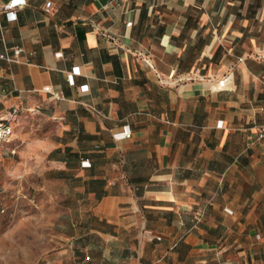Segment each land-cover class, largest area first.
<instances>
[{"label": "crops", "instance_id": "obj_1", "mask_svg": "<svg viewBox=\"0 0 264 264\" xmlns=\"http://www.w3.org/2000/svg\"><path fill=\"white\" fill-rule=\"evenodd\" d=\"M10 1L0 117L26 149L62 150L51 160L78 171L98 219L99 243L81 245L93 258L76 248L70 264H205L220 244L254 258L264 0H24L15 18Z\"/></svg>", "mask_w": 264, "mask_h": 264}, {"label": "rangeland", "instance_id": "obj_2", "mask_svg": "<svg viewBox=\"0 0 264 264\" xmlns=\"http://www.w3.org/2000/svg\"><path fill=\"white\" fill-rule=\"evenodd\" d=\"M20 133L16 126L0 151V264H70L76 248L92 257L81 248L83 238L99 243L87 229L98 219L88 211L93 199L83 196L84 181L74 167L53 163L62 150L26 149ZM253 248L254 258L245 246L220 244L204 252L205 264H264V247Z\"/></svg>", "mask_w": 264, "mask_h": 264}, {"label": "built area", "instance_id": "obj_3", "mask_svg": "<svg viewBox=\"0 0 264 264\" xmlns=\"http://www.w3.org/2000/svg\"><path fill=\"white\" fill-rule=\"evenodd\" d=\"M21 2H24V0H11L7 5L6 9L9 11V15L11 17H16V13L13 11L18 5L21 4ZM51 2L47 3V8H50ZM132 21H129L127 23L128 26H132ZM22 49L21 48H16L14 50V55L18 56L21 53ZM58 55H61V53H58ZM1 58H4L8 61H14V58L8 54H3L0 55ZM75 73H78V71H75ZM72 73L71 77L75 74ZM223 83V82H221ZM52 92V91H51ZM53 96L57 99H61L62 94L58 92H52ZM39 111V108L31 110L32 113H36ZM17 113V109H14L13 114L15 115ZM16 119L14 118H8V119H3L0 117V151L5 148V146L11 144L13 142V135H14V127H13V121ZM117 137L120 138H128L131 137V133L129 131H123L119 132L116 134ZM257 137L260 140H264V124L260 125L257 129ZM15 150H12V153H14Z\"/></svg>", "mask_w": 264, "mask_h": 264}]
</instances>
